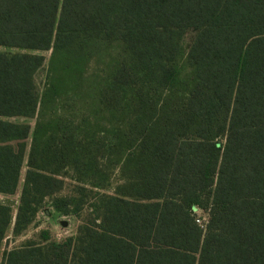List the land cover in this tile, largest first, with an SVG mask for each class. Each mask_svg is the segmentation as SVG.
Instances as JSON below:
<instances>
[{
    "label": "trees",
    "instance_id": "obj_1",
    "mask_svg": "<svg viewBox=\"0 0 264 264\" xmlns=\"http://www.w3.org/2000/svg\"><path fill=\"white\" fill-rule=\"evenodd\" d=\"M0 47V264H264V0H0Z\"/></svg>",
    "mask_w": 264,
    "mask_h": 264
},
{
    "label": "rangeland",
    "instance_id": "obj_2",
    "mask_svg": "<svg viewBox=\"0 0 264 264\" xmlns=\"http://www.w3.org/2000/svg\"><path fill=\"white\" fill-rule=\"evenodd\" d=\"M196 35L195 29L187 30L186 34L183 37V44L185 47H189ZM1 49H7L0 47ZM45 55L44 65L37 71L35 79L37 84L38 92L42 91L47 86L48 81V72H49V57L51 50L42 52ZM95 63L92 61L88 64L87 71L88 73L94 68ZM14 120L22 121L23 118ZM29 122L34 125L35 118L30 119ZM26 171V167L23 168V174ZM115 182V180L113 179ZM75 182L70 177H66L65 186L60 192L61 194H69L74 192ZM20 196V189L18 193L10 196L0 194V202H10L14 206L18 203V198ZM87 209L84 208L79 214H63L56 212L50 205L47 203L44 204L42 209L39 211L36 220L30 225V227L24 231L22 234L14 237L12 233L5 239L3 245L1 262L4 259V251L10 250L16 246H19L22 242L26 240H36L37 242H42L46 240H55V241H74L77 236L78 226L83 221L86 216ZM198 217L202 219V223H205L208 219L207 212L203 210L197 211Z\"/></svg>",
    "mask_w": 264,
    "mask_h": 264
},
{
    "label": "built area",
    "instance_id": "obj_3",
    "mask_svg": "<svg viewBox=\"0 0 264 264\" xmlns=\"http://www.w3.org/2000/svg\"><path fill=\"white\" fill-rule=\"evenodd\" d=\"M198 210H199V209H198ZM198 210H196V212H197ZM197 217H198V215H197ZM197 221L200 222V223H202V219H201L200 217L197 218Z\"/></svg>",
    "mask_w": 264,
    "mask_h": 264
},
{
    "label": "water",
    "instance_id": "obj_4",
    "mask_svg": "<svg viewBox=\"0 0 264 264\" xmlns=\"http://www.w3.org/2000/svg\"><path fill=\"white\" fill-rule=\"evenodd\" d=\"M198 207L196 206L194 209L196 210Z\"/></svg>",
    "mask_w": 264,
    "mask_h": 264
}]
</instances>
